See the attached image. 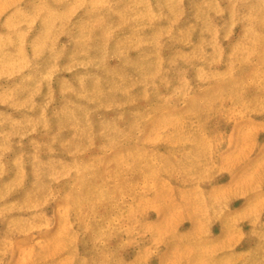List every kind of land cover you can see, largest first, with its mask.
<instances>
[{
	"label": "rangeland",
	"instance_id": "1",
	"mask_svg": "<svg viewBox=\"0 0 264 264\" xmlns=\"http://www.w3.org/2000/svg\"><path fill=\"white\" fill-rule=\"evenodd\" d=\"M0 264H264V0H0Z\"/></svg>",
	"mask_w": 264,
	"mask_h": 264
}]
</instances>
